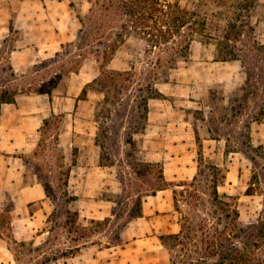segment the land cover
Segmentation results:
<instances>
[{
  "label": "rangeland",
  "instance_id": "rangeland-1",
  "mask_svg": "<svg viewBox=\"0 0 264 264\" xmlns=\"http://www.w3.org/2000/svg\"><path fill=\"white\" fill-rule=\"evenodd\" d=\"M173 1L198 12L207 21L205 34L211 38L195 36L189 59L163 73L154 63L157 53L146 54V42L136 31L124 32L123 41L106 63L98 57L101 52H92L104 49L108 21L96 0H0V90L22 87L23 94H37L35 89L42 88L48 118L40 126L34 150L25 155L28 172L51 186V209L42 226L47 232L26 239L43 249L31 250L29 244L22 247L11 240L9 221L0 217V234L15 262L114 264L110 261L121 257L123 228L137 218L144 196L161 190L158 187L169 189L174 196L170 209L158 212L160 222H172L165 216L169 213L179 231L184 226L183 245L167 233L155 232L166 235L160 251L165 264H183L188 257H197L196 247L187 238L188 228L194 241L200 242L199 228L211 231L216 215L226 211L212 203L214 179L221 198L235 205L243 224L254 222L262 213L264 0ZM120 21L114 19L111 40L119 39ZM230 23L234 32L243 31L234 42L238 58L216 60V49ZM102 63L109 69L129 70L123 77L131 75L133 80L121 94H109L111 99L116 94L119 104L112 116L101 115L98 121L104 95L90 89L85 99L78 96L86 82L99 75ZM153 78L166 98L149 100L152 133L144 141L147 121L144 131L133 133L135 144L130 146L126 138L137 123L132 125L137 88ZM100 124L108 128V134L101 131L103 151L93 145ZM197 135L202 143L201 165ZM251 145L262 147L253 151ZM129 150L144 163L142 172L131 163ZM210 165L222 171L216 173ZM66 178L75 200L64 195ZM66 207L79 211L78 221L86 230L74 231L65 224ZM100 210L110 219L99 225L91 219H104L92 216ZM107 245L115 247L105 249ZM76 246L80 247L76 255H63Z\"/></svg>",
  "mask_w": 264,
  "mask_h": 264
},
{
  "label": "trees",
  "instance_id": "trees-1",
  "mask_svg": "<svg viewBox=\"0 0 264 264\" xmlns=\"http://www.w3.org/2000/svg\"><path fill=\"white\" fill-rule=\"evenodd\" d=\"M247 2L253 3L254 0H248ZM96 4L99 5V8L108 19L104 35L107 42H102L104 49L99 51L96 49L92 52H101L100 55L98 54V57L100 56L105 63L112 59L119 43L123 41L125 36L124 32L126 31H136L141 38L145 40L147 45L145 48L146 54L157 53V60L154 63L162 67L163 73L167 72L169 69L176 68L179 62L189 59L190 46L195 36L200 34L211 38L210 35L205 34L207 21L201 18L199 13L194 9L182 7L178 2L173 0H96ZM115 18L121 20L119 25L121 30L117 35L119 39L111 40L110 34L115 26ZM231 27L230 23L224 29L222 40L216 49V60L227 61L238 58V54L236 50H234L236 46L234 42L239 40L243 31L238 30L234 32L233 28L235 26ZM204 41L206 42L207 40L204 39ZM129 73V70L118 71L109 69L106 64L102 63L99 75L85 84L78 99H85L90 89L99 91L104 95V100L97 120L99 121L101 115L112 116L119 102L116 94H114L113 99L109 97V94L113 92L121 94L123 89L131 84L130 82L133 80V76L123 77L125 74ZM156 80L157 78H153L152 80L146 81L144 84H140V87L137 88L134 107L135 113L134 116H132V125L133 121H137V123L134 124L132 130L128 132L126 138V142L130 146L135 144L133 133L144 131L146 128L149 100L152 98H166V95L156 86ZM163 80L167 81V77H163ZM125 81H127V85ZM35 91L38 93L45 92L42 88L35 89ZM22 92H24L22 87H13L11 89L5 87L0 90V106L2 102H14L15 96ZM43 122L47 124L48 118H44ZM101 131H105V133L108 134V128L100 124L96 136V143L103 151L105 142L102 139L103 132L101 133ZM196 140L198 142L197 154L201 165L203 159L202 143L198 135L196 136ZM261 147L262 146H257L251 149L257 151ZM126 154L132 156L130 150ZM252 159H254V157H252ZM131 163L136 168L137 172H142L141 167L144 163L137 161L134 157ZM156 165L160 166V163H156ZM200 165H198V167ZM210 167L214 172L216 171V173L222 171V168L218 165H210ZM159 172L160 176L163 177L161 168H159ZM194 179H196V176ZM42 184L47 196H50L51 186L45 182H42ZM212 186V203L226 211L222 215H216L217 221L211 231L203 226L199 228L201 233L200 242L194 241L191 233L192 229L188 228L187 238L191 240L190 243H193L196 247L194 253L198 254V256L188 257L189 259L184 261L183 264H264V209L254 222L243 224L239 220V212L237 208L234 207L235 205L221 198V194L218 191L219 183L216 179L213 180ZM158 189L163 188L158 187ZM63 192L68 199L75 200L77 198L76 195H70L69 193L68 178L63 182ZM223 196L228 195L223 194ZM140 202L141 199H139V204ZM141 208L137 211L135 217L142 215ZM65 213L67 214L65 224L68 225L69 228H73L74 231L80 232L86 230V226L78 221L79 211L77 209L66 207ZM12 216L13 214L10 210L0 212V217H6L9 221L10 239L22 247L29 244L31 250H42L43 248L41 245L35 246L33 241H18L13 238L10 229ZM109 219L110 217H105L102 220L91 219V222L100 225L107 222ZM183 232L184 226H182L179 233L169 234L168 236L173 237L174 240H178V244L183 245L185 242L180 239L182 238L181 235L184 234ZM165 237L166 235H160L162 241ZM118 238L119 236L117 239ZM108 246L109 245L106 247ZM73 248L70 254L66 255V253H64L63 255L67 257L74 256L80 251V247L78 246ZM55 258L56 257H53V259ZM16 264L20 263L16 261ZM173 264L175 263L173 262Z\"/></svg>",
  "mask_w": 264,
  "mask_h": 264
},
{
  "label": "crops",
  "instance_id": "crops-1",
  "mask_svg": "<svg viewBox=\"0 0 264 264\" xmlns=\"http://www.w3.org/2000/svg\"><path fill=\"white\" fill-rule=\"evenodd\" d=\"M12 54H15V51ZM23 93L17 94L14 102H2L0 106V212L10 210L13 214L10 229L13 238L18 241L33 237L40 238L46 233L47 230L42 226L51 209L42 180L36 174L28 172L25 157L34 150L37 144L40 126L46 118L44 115L46 103L42 93ZM148 121V132L144 134V141H148L147 136L152 133L149 127L153 124L149 117ZM95 143L96 139L93 145ZM96 146H98L97 143ZM171 178L173 177L166 179ZM90 193L91 191L88 192ZM173 202V193L167 188L144 196L142 215L128 222L122 230L124 242L120 245L121 257L110 262L114 264H165L160 252L163 247L161 234H155V232L160 231L167 234L179 232L178 222L171 220L172 214L165 215L169 218L168 222L172 221L168 224L170 227L160 222L158 214L163 209L168 211ZM92 216L105 218L108 214L105 210H100L98 215ZM40 227L41 232L38 234ZM111 247L108 246L105 249ZM101 251L103 252L104 249ZM0 264H16L7 241L1 234Z\"/></svg>",
  "mask_w": 264,
  "mask_h": 264
}]
</instances>
